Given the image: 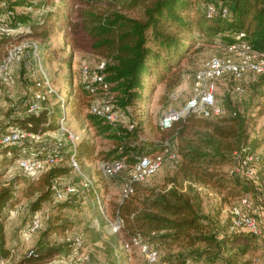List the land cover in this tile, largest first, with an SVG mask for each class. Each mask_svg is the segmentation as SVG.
Here are the masks:
<instances>
[{
	"label": "trees",
	"instance_id": "obj_1",
	"mask_svg": "<svg viewBox=\"0 0 264 264\" xmlns=\"http://www.w3.org/2000/svg\"><path fill=\"white\" fill-rule=\"evenodd\" d=\"M63 1L64 6L55 11L46 8L49 0L39 2L19 0L13 4H28L32 8L35 7L41 11L36 15L37 10L18 14L7 0H0V19L9 20L13 27L18 23L22 26L28 25L29 33L37 38L48 37L49 31L61 25L68 46L83 49L105 59L104 67L95 70L98 79L82 82L83 93L91 99L85 115L87 123L94 127L97 134L112 140L115 144L114 148L102 152L104 156L102 165L123 161L125 168L133 167L143 156L164 151L168 146L166 141L174 148L173 140L175 138L182 140L190 129L197 126H211L205 118L190 114L176 121L168 129H162L160 126L164 139L161 143H155L140 138L139 133L143 129L145 119H142V114L135 118L131 111L138 102L148 100L149 95L145 91L146 85H150V80L163 82L167 74L191 51L194 46L195 31L208 42L219 40L222 44L231 46L246 41L254 50L264 53V0ZM3 2L7 3V8L3 7ZM211 8L214 9L212 12H210ZM9 9L13 10V14L7 16ZM130 13L135 14L130 15ZM242 33L244 35L238 38ZM22 35L23 33L0 35L2 37L0 54L4 55V47L18 40ZM100 77L102 79H99ZM234 80L240 81L235 77ZM257 82V89H264V73L259 74ZM101 92H110L111 95L109 104L112 105V110L108 114L92 112L93 100ZM29 104L30 101L25 105L27 116L16 118V123L23 128L42 134L59 129L60 122L66 120L64 113H60V108H46L33 113L28 111ZM116 111H121L128 118L127 125H123L118 119L108 118L109 114ZM234 114L237 115L236 112ZM213 132L215 133L212 134L213 136L209 134L206 137L214 138V141H208L214 146L213 151L202 150L189 142L181 143L176 150V158L168 159L171 163L178 161L176 177L172 181L176 183L178 177H181L182 180L190 181V187L194 185L221 187L225 186L227 178L231 177L235 181L239 195L255 192L252 183L245 185L240 182L238 179L241 177L232 175L231 169L228 172L218 170V166L226 163L232 168L236 152L243 151L244 154L254 152L246 149V145L235 147L229 141L233 136L240 137L237 131L216 128ZM4 133L6 131L0 133V136ZM57 145L58 143L53 147L42 145L39 148L42 157L57 154L61 158L57 164L38 179L24 174L28 180L25 192L38 193L32 204L34 211L39 210L42 203L51 196L60 200L53 185L58 183L59 188H63L57 178L69 173L71 169L77 170L72 165H65L72 154L80 171L79 159L90 157L92 154L85 140L79 143L76 151L71 144L58 147ZM9 150L12 155L7 157L6 153ZM20 154L18 144L0 146V165L4 167L3 169H7L9 165L14 164ZM125 168L110 176L122 174ZM3 169H0V251L4 256H8L10 252L5 247L4 211L7 207L19 205L17 201L20 188L17 187L19 181L2 182ZM259 172L262 175L261 167ZM84 176L79 174V182L70 183L76 185L77 191L61 200L67 201L73 197L82 200H86L85 197H90L92 200L97 198V182H93V187L85 186ZM262 179L264 180L263 176ZM131 186L133 191L124 195L121 202L114 205L113 210L122 221L120 234L124 246L136 236L142 237L145 243L158 251L159 244L179 242L190 249V255L181 256L170 264L191 262L193 264L203 255L210 257L212 252L220 249L221 244H230L237 246L236 251L230 256V264H237L234 261L243 258L251 249L254 240L260 238L245 231L231 232L228 225L223 235L213 232L210 227L211 222H207L209 218L199 211L196 197L192 193L193 189L183 191L173 186L169 189L157 190L155 187L143 186L140 181L135 180L131 182ZM69 195L70 197L66 199ZM200 244H205V249L198 247ZM69 245L72 251L76 249V244L74 245L73 242ZM107 246L116 260L120 259L121 253L127 251L125 247L118 254L117 243L110 242ZM31 251L24 256L20 264H51L56 256L68 255L71 252L69 249L51 246L44 241ZM193 256L196 260L192 259ZM160 257L159 251V259Z\"/></svg>",
	"mask_w": 264,
	"mask_h": 264
},
{
	"label": "rangeland",
	"instance_id": "obj_2",
	"mask_svg": "<svg viewBox=\"0 0 264 264\" xmlns=\"http://www.w3.org/2000/svg\"><path fill=\"white\" fill-rule=\"evenodd\" d=\"M17 1L19 0H7L11 5ZM27 1L39 2L40 0ZM13 6L18 14L35 10H37L36 15L41 13L28 4ZM63 6V0H49L46 8L55 11ZM134 14L130 13V15ZM23 25L29 28L28 25ZM194 36V46L185 58L167 74V78L163 82L157 83L151 79L150 85H146L145 91L149 95L148 100L140 101L131 108L135 118L142 114V119H145L143 129L139 133L141 139L155 143L162 142L164 139L163 131L160 128L162 116L166 111L180 110L184 107L193 93L196 74L205 61L213 56H221L241 62L235 52L219 40L208 42L197 31L194 32ZM19 43L24 45L21 53L12 61L7 70H0V133L7 131L11 126L18 125L16 118L27 116L25 105H28L33 95L39 90L40 87L37 83L48 80V89H51V92L46 102L42 104V109L60 108V113H64L66 117L65 121L60 122L61 125L63 124L66 129L79 136L76 149L79 148V143L85 140L88 142L89 150L92 151L90 157L79 159L81 171L71 169L69 173L59 176L57 180L60 182V186L64 187L72 182H79V174L85 175L93 182H97L98 190L95 200L90 197H85L86 200L79 197L70 199L69 195L66 198L69 200L65 201L51 196L42 203L39 210L34 211L32 204L38 193L25 192L26 183H28L26 176L16 164L9 165L7 169H3L4 167L0 165V169L4 171L2 182L19 181L17 187L20 188V192L17 203L18 206H21V211L17 215L11 213L15 206L7 207L4 211L5 247L10 254L4 256V253L0 251V264H20L28 252L38 248L41 241L71 251L68 255L56 256L51 264H152L136 245L126 248L127 251L121 253L125 246L120 230L115 231L112 228V224L119 219L113 210L114 205L121 202L125 195V187L127 183H130L132 166L126 167L122 174H117L114 177L103 173L102 160L104 156L102 152L105 153L114 148L115 144L112 140L97 134L94 127L87 123L85 116L91 99L83 93L82 82L98 78L95 70L104 67L105 59L83 49H74L72 46H68L61 25H57L49 31L48 37L45 38H37L29 31L23 32L18 40L10 42L4 47V55L0 54V63L8 57L13 46ZM250 63L258 65L261 61L257 57H252ZM258 77L259 74L256 71L248 68L240 81L234 80L233 75L230 74L219 79L217 82V103L221 106L223 113L220 116L205 118L211 124L210 127L197 126L190 129L182 140L175 138L172 154H176L181 143L186 144L187 142L202 150L213 151L214 146L208 141H214V138L206 137L209 134L212 135L214 129L237 131L240 137L234 138L233 136L229 141L235 147L246 145V149L259 155L261 173L264 178V89H257ZM238 85L244 86L243 93L236 90ZM110 97V92L98 93L93 104L100 108L109 106V111H111ZM64 103L65 106H63ZM235 112L237 115L234 114ZM114 119H118L123 125H127L129 122L121 111L114 113ZM48 132L42 145L53 147L58 142L64 145L69 144L58 129ZM70 159L66 160V166L71 165ZM177 164L178 161L171 163L166 160L157 173L145 181H140V184L155 187L157 190L169 189L173 186L183 191L193 189L192 193L196 197L200 213L209 218L207 222H211L210 227L213 232L223 235L226 226L229 227L231 206L241 196L238 194L235 181L229 177L225 186L200 187L194 185V187H190L189 180H182L181 177H178L175 183L172 179L176 177ZM229 169H232L229 163L218 166L220 172H228ZM238 180L245 185L251 184L250 180L245 178ZM35 215L41 218V227L27 238L25 234ZM77 240L82 241L80 246L77 245ZM72 242L74 245L76 244V249L73 251L69 245ZM110 242L117 243L118 254L121 253L119 260H116L115 255L109 250L107 245ZM184 246L179 242L157 245L161 257L156 264H170L181 256L190 255V249ZM198 247L205 249V244H200ZM219 248L212 252L210 257L203 255L201 259H197L196 263L230 264V256L236 251L237 246L221 244ZM192 259L196 260L194 256ZM234 262L237 264H264V235L254 240L251 249L243 258Z\"/></svg>",
	"mask_w": 264,
	"mask_h": 264
},
{
	"label": "built area",
	"instance_id": "obj_3",
	"mask_svg": "<svg viewBox=\"0 0 264 264\" xmlns=\"http://www.w3.org/2000/svg\"><path fill=\"white\" fill-rule=\"evenodd\" d=\"M2 5L5 8L8 7L6 2H3ZM213 10L214 9L211 8L210 12ZM12 14L13 10L9 9L7 11V16ZM29 30L30 28L24 27L20 25V23L13 27L10 25L9 20L3 18L0 19V35L10 36L17 33L28 32ZM243 35L244 33L238 36V38ZM23 48L24 45L22 43L14 45L8 57L0 63V70H7L9 65L21 53ZM229 48L235 52V54L241 59V62H236L230 58L221 56H213L205 61L202 68L196 74V82L191 97L180 110L171 109L165 112L160 120V126L162 129L172 127L176 121L185 118L190 114H195L203 118L220 116L223 113V110L217 103V82L225 75L230 74L236 79L241 80L248 68H252L258 74L264 73V53L254 50L246 41L231 45ZM252 57L259 58L261 63L258 65L249 64ZM96 79L98 78L95 77V80ZM37 85L40 88L33 95L28 108V111L33 113H38L42 109V104L46 102L47 97L51 92V89H48V80L39 81ZM236 90L239 93H243L244 87L238 85ZM92 112L99 114L110 113L109 106L100 108L97 105L92 106ZM108 118L115 120L114 113L109 114ZM131 127L132 125L130 128ZM58 131L66 137V142L71 144L73 150L76 151L79 136L73 131L66 129L63 124ZM48 133L49 132L47 131L39 134L23 128L20 125H14L11 126L6 133L0 136V146L18 144L20 146L21 154L14 164H16L26 176L37 179L61 160L57 154L54 156H41L39 148L42 146V141ZM166 144L168 146L164 151L150 156H143L140 161L132 167L130 171L131 181L130 183H127L125 187V195L133 191L131 186L132 181H145L157 172L166 160L176 158V154H172L173 147H171L167 141ZM60 145L63 144L58 142L57 147ZM11 155L12 152L10 150L7 151L6 156L10 157ZM70 161L71 165L80 171L73 154L71 155ZM260 163V157L256 153L244 154L243 151L235 153V161L231 169V174L250 180L254 185L255 192L243 194L238 201L231 206L229 220V229L231 232L245 231L259 237L264 235V180L259 172ZM102 166L105 175H112L125 168V163L123 161H115L112 164H103ZM84 185L93 187V181L89 179V177L84 176ZM53 188L56 190L59 199H65L66 195L77 191L76 185L73 184H67L63 188H59L58 183H56L53 185ZM20 211L21 206H16L11 210V213L17 215ZM41 224V218L38 215H35L29 224L28 230L25 234L26 237L29 238L32 236L41 227ZM121 225L122 221L118 219L112 224V228L115 229V231H119ZM76 243L79 246L81 245L80 240H77ZM132 245L138 246L149 262H158L159 251L153 246L145 243L142 237H132L131 242H127L125 247L130 248ZM30 253H32V251Z\"/></svg>",
	"mask_w": 264,
	"mask_h": 264
}]
</instances>
